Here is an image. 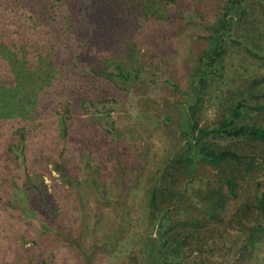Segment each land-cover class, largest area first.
Wrapping results in <instances>:
<instances>
[{"label":"trees","instance_id":"1","mask_svg":"<svg viewBox=\"0 0 264 264\" xmlns=\"http://www.w3.org/2000/svg\"><path fill=\"white\" fill-rule=\"evenodd\" d=\"M247 1L223 0L211 7L213 0H0V264H49L62 245L81 264L95 263L98 242L85 246L79 236L56 227L60 207L47 192L43 171L51 164L62 185L77 192L92 176L76 175L82 165L64 154L71 123L84 117L113 142L121 121L140 119L143 111L132 117L133 109L150 100L159 85L180 93L175 104L182 111L184 144L148 190L146 264H200L185 261L182 250L191 237L184 230L192 223H168L178 194L165 177L171 169L193 177L200 164L216 169L218 186L207 189L202 200L210 220L222 221L228 203L240 196L241 181L260 168L254 158L264 144V78L227 90L231 107L209 124L200 125L198 115L225 74L234 26L245 19ZM209 6L219 8L212 19L203 11ZM194 26L201 31L199 51L189 34ZM244 39L255 45V37ZM109 157L126 170L115 152ZM133 171L123 173L125 184ZM260 186L258 181L235 217L239 227L252 226L248 247L256 232H264ZM100 194L109 193L100 189ZM108 206L113 209L115 202ZM83 208L85 231L101 228V212ZM126 211L120 208L128 224ZM126 230L114 223L108 242L99 239L101 247L109 249Z\"/></svg>","mask_w":264,"mask_h":264},{"label":"rangeland","instance_id":"2","mask_svg":"<svg viewBox=\"0 0 264 264\" xmlns=\"http://www.w3.org/2000/svg\"><path fill=\"white\" fill-rule=\"evenodd\" d=\"M213 1L211 7L219 5L223 0ZM246 3V20L243 19L238 26H234V40L230 42L225 59V74L211 89L209 101L204 102L198 114L200 125L209 124L231 107L227 90L243 87L254 78H264V0H248ZM218 10L219 8L212 11L209 6L203 11L207 12V18L212 19ZM199 33V26H194L189 32L196 40L197 51L203 42L198 40ZM245 36L250 40L255 37L256 49L246 43ZM248 49L256 50L254 52L259 56L252 55ZM154 90L150 93V100L144 98L143 101H138V107L133 109L132 117H136L138 111H143L140 119L132 118L128 122L124 118L121 121V133L116 141L112 142L110 135L84 117H79L71 123L68 149L64 154H67L68 159L75 161L77 167L82 165L80 171H75L76 175L92 176V180L82 181L77 192L74 193L72 189L62 185L59 174L52 170L51 164L48 165V170L43 171L44 182L48 185L47 192L60 207L56 227L60 225L62 231L79 236L78 242L83 240L85 246L98 242L97 248L100 251L94 264H146V239L149 236L147 229L150 228L146 217L148 190L159 183L158 177L162 176L167 165L182 153L184 144L180 133L182 111L180 105L175 104L180 98V93L160 85ZM221 90L223 92L220 96L218 94ZM248 149L247 151L252 150L251 147ZM112 151L122 160L121 165L126 167L123 172L109 157ZM255 152L257 156L254 161L260 168L241 181L240 196L228 203L222 221L210 220L204 212L205 202L202 200V195L207 189L218 186L216 169L200 164L193 177L185 171H167L165 183L178 194L173 200L175 205L169 208L168 223H183L185 220L192 223L184 230L190 231L191 236L182 246L185 261L200 264H264V232H256L254 245L248 247L249 228L252 226L249 224L239 227L235 219L240 215V207L242 208L247 197L251 196L254 185L259 181L260 189L264 188V144ZM86 159L90 166H86ZM138 165L139 169L136 168ZM129 168L134 171L129 173L130 177L127 176L128 182L125 184L123 173L128 172ZM100 189L109 194L98 196ZM83 194L87 197L82 198ZM112 201L115 202L114 208H105V203ZM85 204L88 208H96L101 212L98 216L101 217L102 227L92 233L85 231L81 222ZM121 207L127 210L125 214L128 224L122 222L124 215L120 212ZM260 222L264 224V218L259 220ZM114 223L115 227L120 228L122 225L127 230L117 243L109 240L111 244L114 243L109 249L102 248L99 239H103L104 243L108 242L106 236ZM154 233L153 231L151 235L156 237ZM179 235H184L183 230ZM54 251L56 258L49 264H81L80 258L66 246H58Z\"/></svg>","mask_w":264,"mask_h":264}]
</instances>
